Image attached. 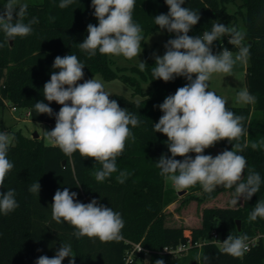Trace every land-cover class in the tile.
<instances>
[{
  "label": "trees",
  "instance_id": "16d2710c",
  "mask_svg": "<svg viewBox=\"0 0 264 264\" xmlns=\"http://www.w3.org/2000/svg\"><path fill=\"white\" fill-rule=\"evenodd\" d=\"M239 2V10L230 12L228 5ZM61 0H43L41 4H28L25 22L33 17L38 19L33 33L27 37H17L5 43L0 31V107L12 104L22 110H30V119L40 123H55V114L61 105L48 102L43 97V86L50 80L53 62L56 56L77 55L86 67L83 69L84 80L100 74L105 80L121 79L133 88L132 97L115 93L110 99L116 100L121 108L135 113L141 124L132 128L135 142L129 140L122 155L117 158L118 171L103 182H97L94 173L101 165L93 158H82L79 153L65 155L57 146L49 145L43 138L27 137L21 131L11 132L15 136L14 146L10 147L8 159L14 164L7 174L3 188L6 192L14 189L19 207L12 213H0V264H36L41 255L55 256L61 245L70 244L75 264H145L144 252H136L127 263L128 253L132 250L131 242H139L144 249L153 252L151 264L163 259L164 264H264V219L255 221L248 219L255 204L264 198V146L252 149L251 143L264 141V0H185L182 7H189L199 12L201 19L188 33L196 37L204 31H211L214 21H225L228 26L239 28V16L242 17L245 45L250 46V56L246 69V88L256 97L254 104L229 106L236 115L244 117L243 124L248 135L241 137L240 143L247 144L240 154L246 158L248 169H254L261 176L260 191L237 206L214 205L205 206L201 212L200 223L194 227L165 226L163 208L178 199L166 189V179L155 164L161 155L171 158L166 144L167 137L153 131V125L159 121L163 113L159 104L166 96L184 86L188 81L184 77L164 82L153 80L152 50L145 51V71L138 66L114 68L109 55L97 54L88 58L79 49V43L87 37V25H98L93 15L91 0H74L68 7H58ZM5 2H0V11ZM169 11L165 0H136L133 19L142 28L143 36L159 31L154 17L167 14ZM54 17L55 19H50ZM165 32L166 42L175 38V33ZM225 35L212 45L213 54L227 48L237 52L238 49L228 43ZM131 71L127 73L126 71ZM58 71V70H57ZM141 80L151 82L152 88L144 92ZM195 78V76L193 77ZM217 95H220L216 93ZM142 98L135 100L134 96ZM43 101L53 109V115L37 114L34 105ZM258 112L262 116H258ZM131 127V126H129ZM233 144L236 141L232 142ZM216 145L225 150H232L227 140ZM212 147L205 149V155H211ZM193 159L195 153H189ZM183 160V157H176ZM127 171L130 175L123 184L116 177L119 171ZM41 185L38 195L29 193L33 183ZM76 192L77 200L89 203L96 199L98 203L119 212L124 220L122 239L101 242L98 238L87 236L77 239L75 229L68 223H56L51 214V204L57 189ZM235 188V187H233ZM228 188L220 187L204 196L190 195L184 203L196 200L199 203L213 200ZM195 192L203 190L199 184L187 189ZM241 228L238 229V222ZM213 230H218L228 237L246 234L251 240L258 238L242 257L234 258L219 251L220 246L207 242L199 249H191L179 256L159 254L165 246L178 245L188 240H209ZM200 256L198 262L196 257ZM208 260L204 261L203 257ZM72 257H66L62 264H69Z\"/></svg>",
  "mask_w": 264,
  "mask_h": 264
},
{
  "label": "clouds",
  "instance_id": "9594fccd",
  "mask_svg": "<svg viewBox=\"0 0 264 264\" xmlns=\"http://www.w3.org/2000/svg\"><path fill=\"white\" fill-rule=\"evenodd\" d=\"M73 2L61 0L58 7L64 9ZM165 3L168 13L155 16L154 22L160 30L175 33V38L164 44L163 56L153 53V80L169 82L176 77H184L188 83L166 96L163 103L154 106L163 115L153 125V131L167 137L166 144L171 153V158L161 155L155 166L177 191L196 184L206 193L213 192L218 186L235 187L230 203L236 206L240 197L249 200L259 192L262 180L254 169H248L245 179L247 161L240 153L248 145L239 142L241 137L248 135L243 124L244 117L230 110L224 97L209 90V81L214 74H231L237 62L246 64L250 46L243 44L245 34L242 31L219 21L213 22L211 31H204L196 37L189 36L190 30L201 19L199 12L182 7L185 0H165ZM135 4L136 0H91L98 25H87V37L78 44L79 49L88 58L95 56L97 51L101 55L122 56L126 60L139 57L143 51L141 42L144 36L141 26L133 19ZM27 9L28 4L20 0H6L4 3L0 11V31L4 34L5 43L33 33L32 26L39 21L33 17L25 22ZM225 35L230 37L228 43L238 51L234 55L233 51L223 48L213 54V42ZM3 46L0 44V47ZM85 67L77 55L55 57L50 80L43 86V97L61 107L55 114V127L46 131V136L65 155L78 152L82 158H93L102 166L94 173L95 179L103 182L118 171L117 158L124 152L127 141L135 142L131 129L138 127L141 120L135 113L121 108L116 100L110 99L111 94L105 90L101 79L93 77L78 83L84 78ZM138 67L140 71H145L147 64L139 60ZM236 102L254 104L256 97L245 87L237 93ZM34 108L37 114L53 115V109L43 101L36 102ZM222 140L232 144V150H224L215 157L204 154L205 149ZM14 141L13 134L0 132V188H3L7 174L14 167L8 159ZM233 141L236 143L233 144ZM262 146L264 141L251 143L254 150ZM189 153H195V158ZM177 156L184 159L177 160ZM129 175L126 170L119 171L116 179L123 184ZM40 188L37 182L28 191L38 195ZM77 195L68 187L56 190L51 204L52 218L56 223L71 225L77 239L84 236L98 238L101 242L122 239L124 220L119 212L98 203L96 199L86 204L79 202ZM18 207L14 189L0 191V213L8 215ZM257 218L264 219V198L255 204L248 217L250 221ZM248 239L246 234H229L222 243L218 241L219 251L234 258L242 257L248 251ZM72 251L70 244H63L55 256L41 255L36 264H62L66 257H72L69 264H75ZM196 259L199 262L201 257ZM203 260L207 261L208 257L204 256ZM155 264H164V261L158 259Z\"/></svg>",
  "mask_w": 264,
  "mask_h": 264
},
{
  "label": "rangeland",
  "instance_id": "374dc122",
  "mask_svg": "<svg viewBox=\"0 0 264 264\" xmlns=\"http://www.w3.org/2000/svg\"><path fill=\"white\" fill-rule=\"evenodd\" d=\"M0 2H6V0H0ZM21 3L26 4H41L43 0H20ZM239 2L232 3L228 5V9L230 12H236V10H239ZM220 23H222L225 26V21L220 20ZM239 28L238 30L244 31V27L242 25V17L239 16ZM166 43V36L164 31H156L154 33H151L144 37V40L141 42V48L143 51L141 52L140 56L137 58H134L132 60H126L125 58L121 57H115L110 56L109 57L114 62V68H123L126 67L127 69H130L133 66H138L139 60L142 62H145V51H151L156 53L157 55L163 56L165 52L164 44ZM243 44L245 45V42L243 41ZM246 46V45H245ZM152 53V59L153 63L155 64V59L153 58ZM234 55L236 52H234ZM248 62L240 63L237 62L234 66L231 74L225 75V74H214L209 81V90L215 91L216 93L220 94V96L224 97L228 101L229 106H244V104H240L236 102V95L237 93L242 89L246 87V69H247ZM127 73H131V71H126ZM135 75V74H133ZM138 78H140L139 74L135 75ZM93 77L99 78L103 81L105 85V90L108 91L111 95L115 93L124 94L128 97H132L133 88L122 81L119 78L113 79V80H105L100 74H96ZM92 77V78H93ZM141 82L142 90L144 92L149 91L152 88L151 82H145L139 79ZM142 98L140 95L134 96L135 100H138ZM12 104H7L5 108L0 107V132H7L9 134H12L11 132H8V129L11 128L15 131H21L24 135L27 137H32V135L37 132L39 134V138H43L44 142L49 145H53L49 139L46 136V131H51L53 127L48 125L47 123H40L33 120L27 119L24 115L20 114L18 111H14L12 109ZM258 116L261 117L262 113L258 112ZM10 130V129H9ZM225 149L214 145L212 147L211 155L215 157L217 154L221 153ZM223 187L218 186L216 189ZM166 189L171 191V195H177L178 199L174 202H171L170 204L166 205L163 208V213L165 215L163 224L165 226H184V227H194L198 226L200 223L201 218V212L203 207L205 206H214V205H231L230 201L234 198V192L235 188L227 189L225 191L220 192L216 198L213 200L205 201L203 203H199L196 200H191L189 202L184 203V199L189 197L190 195H195L202 197L204 196V191H195L191 192L187 189L182 191H177L172 183L168 180H166ZM242 197L238 199L239 205L242 201ZM236 205V206H237ZM240 222V226H241ZM141 245L140 241L138 242H131V246L134 248L135 245ZM132 248V249H133ZM149 254L145 255L144 263L145 264H151L152 263V255L153 252H156V250H150Z\"/></svg>",
  "mask_w": 264,
  "mask_h": 264
},
{
  "label": "built area",
  "instance_id": "2783aa9c",
  "mask_svg": "<svg viewBox=\"0 0 264 264\" xmlns=\"http://www.w3.org/2000/svg\"><path fill=\"white\" fill-rule=\"evenodd\" d=\"M12 109L14 111L20 112V114L24 115L25 117H30V115H31L30 110H28V109L22 110L21 108H18V107H12ZM47 124L53 128L55 127V123L49 122ZM226 239H227V237L222 235L221 232H219L218 230H213L209 240H202V241L188 240V241L182 242L178 245L165 246L161 251H158L157 253H159V254H171L173 256H179V255H181V254H183V253H185L191 249H199L200 250L202 248V246L204 244H206L207 242H211V243H214V244L220 246L219 242L222 243ZM257 240H258V238L255 237V238L247 241L248 250L257 243ZM142 251L144 252V255H147L150 253L149 250L144 249L140 244L135 245V247L128 253V256L126 259L127 263L133 259L134 254L136 252H142Z\"/></svg>",
  "mask_w": 264,
  "mask_h": 264
},
{
  "label": "water",
  "instance_id": "95a60500",
  "mask_svg": "<svg viewBox=\"0 0 264 264\" xmlns=\"http://www.w3.org/2000/svg\"><path fill=\"white\" fill-rule=\"evenodd\" d=\"M69 104L71 103L70 101L68 102ZM33 138H38L39 137V134L37 132H35L33 135H32ZM238 222V229L241 228L240 226V221H237Z\"/></svg>",
  "mask_w": 264,
  "mask_h": 264
},
{
  "label": "crops",
  "instance_id": "0c3cea01",
  "mask_svg": "<svg viewBox=\"0 0 264 264\" xmlns=\"http://www.w3.org/2000/svg\"><path fill=\"white\" fill-rule=\"evenodd\" d=\"M27 119L31 120L30 117H26Z\"/></svg>",
  "mask_w": 264,
  "mask_h": 264
}]
</instances>
